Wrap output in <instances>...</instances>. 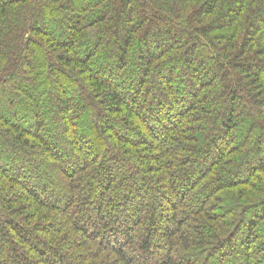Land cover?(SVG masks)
<instances>
[{
    "label": "clouds",
    "instance_id": "9594fccd",
    "mask_svg": "<svg viewBox=\"0 0 264 264\" xmlns=\"http://www.w3.org/2000/svg\"><path fill=\"white\" fill-rule=\"evenodd\" d=\"M202 4L0 0V264H264V0Z\"/></svg>",
    "mask_w": 264,
    "mask_h": 264
},
{
    "label": "trees",
    "instance_id": "16d2710c",
    "mask_svg": "<svg viewBox=\"0 0 264 264\" xmlns=\"http://www.w3.org/2000/svg\"><path fill=\"white\" fill-rule=\"evenodd\" d=\"M220 5L221 7H224L226 5V0H204V4L200 5V8H206L207 13L211 14L215 11H217V6ZM228 10H231L229 8ZM241 11H243V8H241ZM255 11V9H254ZM239 15V14H237ZM101 21L103 20V17L100 18ZM247 26L243 27V34L242 38L239 40V49H238V55L244 56L243 61H236L235 64L232 65L233 68L241 67V65H247L246 67H241V71L244 72L245 76L251 77V83H256L259 79L260 71L262 70V61H264V38L260 37L259 33L261 30V26L264 25V18H261L259 23H255L254 21H246ZM223 27L222 24H217L215 27V31H217L218 36L220 39H223L224 37L219 35V30ZM191 63V61H189ZM83 72V70H81ZM193 71H198V68H193ZM90 80H96L97 83H102L99 81L96 77L92 76L91 72L88 73ZM215 76V74H213ZM222 75V74H221ZM209 85L202 84V87H207ZM27 136H31V133H25ZM36 139H39V137H36ZM119 139V138H117ZM124 143H130L129 141H124ZM139 147V145H132V148L135 149ZM243 147V145L241 146ZM144 156V163L147 167L148 172L150 173H159L160 167L157 164L152 163L151 161H154L158 159L157 154H153L151 157H149V154L145 152L143 154ZM157 181H160V176L157 175L156 177ZM6 181V183H5ZM18 180H14L12 177L5 174L4 177H0V187H11L16 184H18ZM23 187V185H20ZM251 190V186L249 185L248 188L244 191L242 198L247 197L249 195V191ZM27 191V189H25ZM219 191V189L217 190ZM258 191V189H257ZM15 195V194H13ZM29 195H33L32 193H29ZM215 194L210 193L206 199H211ZM33 198H35L33 196ZM18 199H24L23 197H18ZM3 203L9 207H12L13 205H16L17 201L15 199H12L11 197H6L3 201ZM200 211H203V209H200ZM12 215H9L7 217V220H15L16 218V209L12 207ZM209 221H213L217 218L216 214L213 213L212 215H208L205 213ZM261 220H264V216H256L254 223L246 224L245 228L251 232L255 228L258 227ZM18 223V222H17ZM228 222L226 221V224ZM9 227H12L9 225ZM237 227H239V224H237ZM12 231H16L14 227H12ZM232 233H229V236ZM259 235V233H257ZM17 236L19 237L20 234L17 232ZM224 239H228L227 236L223 237ZM23 243H27V241L23 240V237H20ZM251 243V242H250ZM29 247H31L29 245ZM32 251H35L37 255L43 257V253L38 251L37 249H32ZM209 259H213L212 256L209 257Z\"/></svg>",
    "mask_w": 264,
    "mask_h": 264
}]
</instances>
